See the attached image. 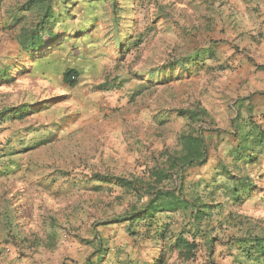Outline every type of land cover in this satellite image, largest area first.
Wrapping results in <instances>:
<instances>
[{"label":"rangeland","instance_id":"1","mask_svg":"<svg viewBox=\"0 0 264 264\" xmlns=\"http://www.w3.org/2000/svg\"><path fill=\"white\" fill-rule=\"evenodd\" d=\"M26 1L0 0V68L25 63L12 81L0 82V110L55 102L0 124V264H84L97 252L99 234L110 243L103 264L152 263L163 249L145 232L149 224H138L143 234L132 235L126 222H112L148 199L122 188L119 178H150L148 166L160 160L161 151L175 148L188 128L178 109L210 113V160L189 171L195 180L212 181L218 160L231 163L236 124L264 125V0H117L127 9L121 21L131 27L116 25L114 0H103L93 8L97 18L86 36L66 34V47L39 68L20 55L18 43L36 16L26 12L18 25L12 20ZM78 2L88 9L87 0ZM131 36L129 48L121 49L117 39ZM209 47L214 56L193 72L166 71L170 63ZM66 66L81 71L74 88L61 81ZM242 169L262 191L214 210L198 230L196 259L168 250L167 264H234L242 257L239 239L264 233V179L256 176L264 173V155L260 164H240L234 172ZM97 173L113 181H90ZM223 182L220 177L216 183ZM151 223L170 224L173 234L184 228L181 213H158ZM51 227L61 235L52 244Z\"/></svg>","mask_w":264,"mask_h":264},{"label":"trees","instance_id":"2","mask_svg":"<svg viewBox=\"0 0 264 264\" xmlns=\"http://www.w3.org/2000/svg\"><path fill=\"white\" fill-rule=\"evenodd\" d=\"M87 1L89 2L87 10L84 9L83 4L79 2L76 4L77 0H27L25 4L19 6L17 8L18 13L12 15V20H15L13 24L15 22H17V25L22 23L26 12H32L37 18L32 27L30 29L23 28L18 37L20 55L27 57L35 68H39L53 58L56 50H62L66 47L68 40L65 37L66 34L78 38V34L86 36L89 26L95 25L97 18V13L93 8H97V5L103 0ZM111 3L116 25L131 27L132 23L125 20L124 17V20L121 21L122 12H127L126 7L122 4L118 5L117 0ZM120 32L118 31V34ZM126 38L117 39V44L121 49L125 48L127 50L129 48L132 36L127 41ZM212 50L213 48L210 47L196 50L195 53L181 57L174 63L167 65L166 71L177 67L184 69L188 67V70L193 72L194 68L203 66L205 59L214 56ZM15 62H18V60ZM23 62L22 65L25 64ZM22 65L9 67L7 64L0 68V82L12 81L15 78L14 72L24 71ZM42 72L45 73L44 70ZM60 72L63 84L70 88L78 85L76 78L81 74L79 67L66 66ZM53 102L55 101L46 99L2 108L0 110V124L10 119H23L31 113L49 109ZM176 112L178 116L188 120V128L183 129L178 135L177 146L161 151L159 154L160 160L148 166L150 173L148 180L136 177L133 180L119 178L118 181L122 188L139 192V200L148 196L141 208L134 206L132 212L120 215L112 220L113 223L119 224L126 222L127 230L132 235H136L138 232L143 234L136 229L138 224L142 222L149 224L150 227L145 232L151 239L160 242L163 250L159 257H156L152 263L147 264H167L168 250L173 251L175 249L178 250L179 257L184 260H195L198 253L196 238L201 232L198 230L202 228L204 223H208L209 218L214 214V210H219L223 204H231L233 201L242 203L262 191V188L257 185L255 176L244 173L243 169L241 173L234 171L240 168V164L254 166L261 163L264 155V125L253 120L249 122L250 126L248 127H242L240 123V125L236 124L233 133H231L234 136L233 139L236 140L229 152L231 163L218 160L211 169L212 181L206 178L195 180L189 175V171L195 167L206 165L210 160L211 141L206 136V132L213 129L206 121L210 113L202 107L178 109ZM256 176L259 180L264 179V173ZM220 177H224V182L216 183ZM90 179V181L100 183L113 181L110 177L98 173L91 176ZM163 212L169 214L181 213L184 228L179 233L173 234L170 224L157 223L154 226L151 221L155 220L158 213ZM149 221L150 223H148ZM191 232L192 236L190 238L188 235ZM60 236V231L55 227H51L47 233V242L52 244ZM239 241L242 257L240 259L235 257L234 264H264V233L255 234L250 232V235L239 239ZM86 242L93 245L97 242L93 247V249L96 248L97 252L93 256L91 254L84 264H103L106 262L107 254L110 251V243L107 244L105 238L100 234L97 235L95 242L92 240ZM206 243H208V248L211 250L210 253L213 252L212 243L207 240ZM112 264L125 263L120 261Z\"/></svg>","mask_w":264,"mask_h":264}]
</instances>
